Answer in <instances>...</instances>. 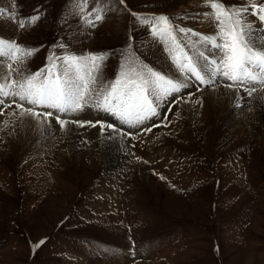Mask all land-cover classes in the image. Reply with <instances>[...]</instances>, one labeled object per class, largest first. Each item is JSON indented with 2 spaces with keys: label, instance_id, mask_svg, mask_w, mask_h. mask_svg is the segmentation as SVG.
I'll return each instance as SVG.
<instances>
[{
  "label": "rangeland",
  "instance_id": "1",
  "mask_svg": "<svg viewBox=\"0 0 264 264\" xmlns=\"http://www.w3.org/2000/svg\"><path fill=\"white\" fill-rule=\"evenodd\" d=\"M220 2L247 6L249 22L256 17L250 14L252 0ZM80 3L0 0V38L34 50L23 62L7 60L14 85L50 67L54 58L100 53L106 56L99 71L88 73L95 90H107L126 61L170 78L182 74L172 58L180 51L170 52V45L152 35V24L138 16L166 15L198 33L176 36L189 45L184 52L200 60L201 17L211 10L204 0H87L83 11ZM98 11L102 20H95ZM33 16H39L36 23L19 26V19ZM210 21L207 33L217 36V23ZM214 51L222 59L223 52ZM225 83L227 88L231 81ZM198 88L214 90L208 83ZM182 93L161 100L160 115L138 131L100 109H91L92 117H61L105 131L111 124L126 134L129 164L110 173L102 159L64 151L55 135L45 139L42 132L28 144L35 128L26 138L1 135L0 264H264V140L244 142L211 115L197 131V123L176 110ZM89 95L96 99L95 92Z\"/></svg>",
  "mask_w": 264,
  "mask_h": 264
},
{
  "label": "snow or ice",
  "instance_id": "2",
  "mask_svg": "<svg viewBox=\"0 0 264 264\" xmlns=\"http://www.w3.org/2000/svg\"><path fill=\"white\" fill-rule=\"evenodd\" d=\"M118 2L124 4L125 0H118ZM204 2L210 4L211 10L203 15L217 23L218 34L212 37L201 36L200 39L210 42L213 47L222 51L223 57L216 60L201 51L198 56L204 60L203 65L200 64L199 59L194 60L184 52V48L189 45H182L176 36L177 32L185 36L190 33L199 35L198 33L174 25L172 20L175 18L166 15L138 16L137 18L146 24H152V35L166 45H170V52L180 51L179 57L173 55L172 58L183 75L188 78L194 76L201 83H215V77L222 75L233 84L253 85L248 93L252 95L256 91V84L264 85V33L258 34L247 20L246 14H249L247 6L233 8L225 6L220 0H204ZM86 3L87 0H81L79 6L82 11V6ZM251 9L250 14L258 16L259 20L264 22V2L252 0ZM9 11L11 17L15 19L16 13ZM102 19L103 16L98 11L95 20ZM37 20L39 16H33L28 19L21 18L18 23L23 28L27 24L36 23ZM217 40L222 43H217ZM33 51L19 45L15 40L0 38V58L8 57L13 61L23 62ZM105 56V53H100L89 54L88 57L54 58L50 67L25 77V80L19 83L17 91H4L5 88L11 89L17 83L16 81L8 83L9 77L6 75L3 82H0V95H10L18 97L20 101H26L33 107L24 109L21 115L28 113L38 117L40 113L35 112L36 106L54 109L64 114L82 112L88 104L86 97L91 99L89 94L95 92L96 99L93 107L111 113L121 122L135 126L156 116L162 99L174 93H180L181 89L188 87L185 81L170 78L147 66L137 68L130 61H126L121 65L120 77L107 90L92 89L90 84L95 83V78L88 79V73L99 71ZM56 60H61L62 63L57 64ZM85 61L90 62L84 65L87 72L85 75H79L81 65ZM73 69L76 70L75 75H72ZM45 72L46 75H44ZM233 84H229L228 87L231 88ZM2 104L3 101L0 100V105ZM18 106L23 107V105ZM44 115L52 116L53 112L48 111ZM57 119L61 127L68 123L59 117ZM72 122L81 126L84 123H91L78 120ZM107 127L112 128L113 125L109 124ZM146 130L151 131L150 128ZM43 243L45 241L41 240L38 244H34L33 250L35 251Z\"/></svg>",
  "mask_w": 264,
  "mask_h": 264
},
{
  "label": "bare ground",
  "instance_id": "3",
  "mask_svg": "<svg viewBox=\"0 0 264 264\" xmlns=\"http://www.w3.org/2000/svg\"><path fill=\"white\" fill-rule=\"evenodd\" d=\"M210 20L211 19L205 16L201 17L200 27L202 32L204 31L202 36H213V34L207 33L210 30ZM250 23L253 25L258 34L262 33L260 32V26L263 29L264 22L260 21L258 16H256L254 20L250 21ZM6 33L7 34L5 35H8L9 37V30L6 31ZM216 42L220 43L219 40ZM204 43H207V45ZM199 44V52L204 51L206 56H210L216 60L219 58V54L214 53L216 48L213 47L210 42L200 41ZM7 60L8 57L0 58V82H3V78L7 75L9 77L7 82L11 83ZM199 62L201 65L204 64L203 59H200ZM73 72L76 74V70L73 69L72 73ZM173 79L182 80L188 84V87L181 89V92L185 91V93H182L178 97V108L176 107V110L181 115H184L189 123H197L196 130L201 129L204 124L203 122L207 123V115H211L216 119L219 126H223L222 129L224 131L227 128L229 133L239 134L241 140L244 142L255 140L257 137L264 140V85L256 84L255 87H261V90H256L252 93V95H249L248 93L251 91V87L253 85H241L238 83L233 84L231 81L233 86L231 88H226L224 87V84H226L225 81L227 79L222 75H218L215 77V83H208L209 86H213L214 90L212 89L206 92L203 90V92L198 87L205 83H201L194 76L188 78L183 74H178L173 76ZM10 90H19L18 85H13L11 89L5 88L4 91L8 92ZM198 90L201 91L198 92ZM186 91H189V94H186ZM175 94L177 93H174L172 96ZM172 96H169V98ZM169 98L167 97L165 100H169ZM86 99H88V104L85 106V109L82 112H78V114L81 115V117H92L94 115V111L91 109H94L96 112L98 109L93 107L95 103L94 99H89L87 97ZM0 100L3 101V104L0 105V136L13 133L26 138L31 133L35 132L36 129L37 135L33 140H29L27 142L28 144H35V142L39 140L38 136L43 134L42 132H45V139L52 137V135H55L56 139L61 138L60 140L65 143L62 148L71 155L73 154L76 157L86 155L102 159L104 171H108V173L129 164L130 143L127 140L126 134L114 131V127L109 128V131H105L100 128L99 125L92 126L90 123H84L83 126L78 123H74L72 125L69 123L70 121L64 125V127H61L57 117H59V119H63L61 117L65 118L67 115L69 116L72 113L64 114L59 113L54 109H45L43 107L36 106L35 108L37 110H41L39 111L40 115L38 117H34L28 113L21 115V113L24 112V109L32 108L33 106L27 104L26 101H20L18 97L10 95H0ZM18 105H23V107H19ZM207 106L210 107L216 116L209 111ZM158 109L159 112L157 111V113L160 115V106L157 110ZM48 111L53 112V115H44V113ZM234 115H239L237 120L233 119ZM125 124L128 126L129 130L138 131L141 127H143L139 126L140 124L135 126L128 123ZM106 126L107 125H105V127ZM193 129L195 128L193 127Z\"/></svg>",
  "mask_w": 264,
  "mask_h": 264
}]
</instances>
